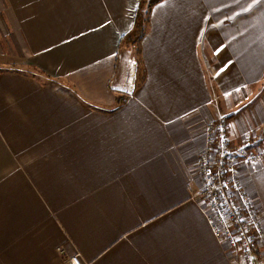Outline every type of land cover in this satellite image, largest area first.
Returning a JSON list of instances; mask_svg holds the SVG:
<instances>
[{
	"label": "crops",
	"instance_id": "0c3cea01",
	"mask_svg": "<svg viewBox=\"0 0 264 264\" xmlns=\"http://www.w3.org/2000/svg\"><path fill=\"white\" fill-rule=\"evenodd\" d=\"M138 6L0 0V264H245L192 194L210 120L264 133V0H160L134 41Z\"/></svg>",
	"mask_w": 264,
	"mask_h": 264
},
{
	"label": "built area",
	"instance_id": "2783aa9c",
	"mask_svg": "<svg viewBox=\"0 0 264 264\" xmlns=\"http://www.w3.org/2000/svg\"><path fill=\"white\" fill-rule=\"evenodd\" d=\"M264 159V133L241 141L229 133V119L220 116L205 127V143L196 159L200 186L192 199L204 213L215 238L240 262L262 263L261 223L249 194L240 181V167ZM70 264L82 262L79 254Z\"/></svg>",
	"mask_w": 264,
	"mask_h": 264
},
{
	"label": "trees",
	"instance_id": "16d2710c",
	"mask_svg": "<svg viewBox=\"0 0 264 264\" xmlns=\"http://www.w3.org/2000/svg\"><path fill=\"white\" fill-rule=\"evenodd\" d=\"M159 1L160 0H139V6L134 19L133 33L129 38L134 37V41H136L143 34L145 26V20L143 17L145 16V12L147 13L150 7Z\"/></svg>",
	"mask_w": 264,
	"mask_h": 264
},
{
	"label": "rangeland",
	"instance_id": "374dc122",
	"mask_svg": "<svg viewBox=\"0 0 264 264\" xmlns=\"http://www.w3.org/2000/svg\"><path fill=\"white\" fill-rule=\"evenodd\" d=\"M146 14H147V13L145 12V16L143 17L144 20H145V17L147 16ZM130 39H132V38H130ZM260 243H261V238H260Z\"/></svg>",
	"mask_w": 264,
	"mask_h": 264
}]
</instances>
